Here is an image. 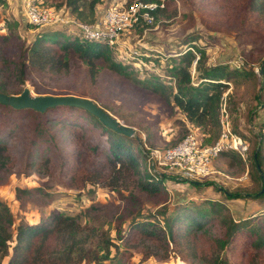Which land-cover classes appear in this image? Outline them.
I'll return each mask as SVG.
<instances>
[{"label":"rangeland","instance_id":"1","mask_svg":"<svg viewBox=\"0 0 264 264\" xmlns=\"http://www.w3.org/2000/svg\"><path fill=\"white\" fill-rule=\"evenodd\" d=\"M39 1L47 7H60L63 15L71 14L69 9L60 4L62 0ZM118 1L101 0L96 6L94 18L87 23L93 24L107 6ZM164 1H160L163 8ZM173 1L175 13L171 17L154 16L153 24H140L123 31L111 46V58L125 67L124 74L111 71L107 62L102 61L97 77L91 82L87 65L75 60V63L70 62L69 69L61 72L45 71L44 76L38 79L39 89L49 95L70 94L93 100L121 123L134 129L135 133L129 137L139 144L146 156L147 148H172L190 131L198 143L205 146V143H211L216 135L221 134V125L214 129V134L208 131L204 133L202 128H196L187 120L175 105L171 94L176 91L173 70L180 62V55L192 49L190 46L193 44L195 49L205 50L206 67L223 63L231 68L241 67L253 71L250 76L230 80L221 103L226 111L223 120L229 123L231 132L248 143L246 158L243 159L234 151L223 152L212 161L211 174L197 180L202 184L197 188L189 183L177 182L175 176L167 171V178L163 181L165 189L154 194L137 187L112 189V186L103 187L98 183L75 187L56 168L58 157H55L49 168L51 174L44 168L32 174L24 171L27 170V154L39 153L32 143L33 139H39L34 138L32 128L38 123L50 125L45 123V115L41 114L43 112H26L15 118L13 128L7 130L9 136H5L10 145L9 154L13 158L6 167H0V201L9 207L16 224L22 219L34 223L53 212L75 216L80 224L93 228L94 235H107L117 244L118 249L111 248L110 259L105 264L111 260L120 264H202L189 256L191 251L186 246L183 248V254H187L185 257L173 251L165 260L154 257L144 259L139 251L125 249L117 238L133 221L150 216L162 220L164 215L171 214L176 203L181 200L191 204L206 200L222 202L226 204L231 217L238 222L251 223L253 226L263 222L260 224V233L264 235V217L252 218L264 206L263 203L251 197L227 200L218 190L223 188L229 192L254 194L262 186L252 167V154L258 145L263 146L264 154V76L260 73V63L264 57V15L249 12L243 4L242 7H233L228 0ZM53 28L65 31V38L77 36L76 28ZM47 29L34 28L25 22L21 0H0V35H9L11 40L3 51L5 57L19 54L21 47H26L39 30ZM195 49L192 50L196 52ZM194 62L189 71L191 82L196 85L199 79ZM6 70L0 80L8 85L9 94L20 93L25 88L33 95L37 94L29 79L24 84H15L12 81L14 77L9 75L11 70ZM54 112V118L67 119L69 115L63 111ZM79 122L87 124L89 121L79 119ZM6 125L0 115V133ZM56 129L59 139L67 143V130L62 127ZM37 143L44 141L37 140ZM80 151L83 154L82 148ZM146 167L145 163L139 164L142 171ZM154 170H150L151 173L158 175L165 169L155 166ZM19 190L24 192L19 194ZM250 202L255 203L248 206ZM219 222L217 217L210 224L219 225ZM241 231L246 236L244 244L249 243L250 238L246 233L248 228ZM194 246L199 251L204 243L196 239ZM225 253L231 264H258L261 258L264 264V248L258 252L257 262H250L247 259L248 252L230 245L226 246Z\"/></svg>","mask_w":264,"mask_h":264},{"label":"trees","instance_id":"2","mask_svg":"<svg viewBox=\"0 0 264 264\" xmlns=\"http://www.w3.org/2000/svg\"><path fill=\"white\" fill-rule=\"evenodd\" d=\"M100 1L62 0L60 4L69 9L71 16L75 15L74 17L81 21L90 22ZM136 1L161 4V0H128V3ZM228 1L234 5L233 7H242L243 4L249 12L264 15V0ZM164 4L165 8L157 7L151 12L156 18L160 15L168 18L175 13L173 0H165ZM140 24L149 25L143 21ZM48 28L39 30L34 39L26 47H21L19 54L12 57H5L3 54L5 47L11 41L10 36L0 35V77L4 71H7L6 69H10L9 75L14 77L12 81L15 84H24L29 79L36 90V95H49L39 89L38 79L42 78L47 70L61 72L63 69H69L70 62L75 63V60L87 65V74L91 82L97 77L99 64L102 61L107 62L108 69L115 73L126 72L124 66L111 58L112 49L108 45L82 41L78 36L65 38V31ZM190 47L195 49L193 44ZM192 49H187L180 55L181 57L179 56L180 65L178 64L173 70L176 91L171 93L172 98L175 105L196 128H202L206 134V131L214 134V129L221 125V103L228 82L238 77L250 76L253 71H246L241 67L231 68L223 63L206 67L204 66L207 58L205 50L196 48L194 52ZM195 60L199 79L196 85L192 84L189 71ZM260 69L264 76V57ZM7 88L8 85L0 80V92L9 94ZM54 111L68 112V118H54ZM26 112H35V110L14 109L0 104V115L7 123L3 128L4 131L0 133V167H6L13 158L9 154L10 145L5 136H9L7 130L13 128L15 118L25 115ZM41 114L45 115V123L50 125L38 123L32 128L34 138H39L32 140L39 153L27 154L25 163L27 170H24L27 174L39 172L41 168L51 174L49 168L55 157H58V161L55 162L56 168L75 187L98 183L103 187L112 186V189L121 186L126 189L137 187L150 194L165 189L163 181L167 178L166 174L156 175L149 171L148 157L142 149L140 150L139 144L129 136L109 129L86 109L56 106ZM79 119L89 122L80 124ZM59 127L67 130V143L59 139L56 129ZM219 136L216 135L211 143L204 145L213 144ZM37 140L44 143H37ZM256 148L252 154V167L262 186L254 194L218 189L224 194L225 199L251 197L264 205L263 146L258 145ZM141 162L145 163L147 170L146 168L145 171L140 170ZM174 179L178 180L177 182L189 183L195 188L202 186L199 181ZM23 192L24 190H19V194ZM206 201L192 204L183 200L178 201L171 214L164 215L162 220L150 216L133 221L124 233L118 234L117 238L125 249L139 251L144 255L142 257L144 259L154 257L165 260L173 251L185 257L187 254H183V248L186 246L191 251L189 256L202 264H231L225 253L226 246L230 245L234 249L248 252L247 259L250 262H257L258 252L264 248V235L260 233V224L263 222L258 223L257 226L238 222L231 217L226 204L223 205L216 200ZM257 216L264 217V206L252 215V218H258ZM217 217L220 219V226L210 224ZM246 227L250 242L244 244L243 240L246 236L241 230ZM92 229L80 224L75 216L57 212L50 213L34 223L22 219L16 224L9 207L0 201V264H105V261L110 259L111 248L118 249V246L107 235H94ZM117 231L119 232V229ZM196 239H201L204 243L199 251L195 250ZM261 260L262 258L258 264H262ZM106 264H120V262L111 260Z\"/></svg>","mask_w":264,"mask_h":264},{"label":"built area","instance_id":"3","mask_svg":"<svg viewBox=\"0 0 264 264\" xmlns=\"http://www.w3.org/2000/svg\"><path fill=\"white\" fill-rule=\"evenodd\" d=\"M21 1L24 20L30 26L38 29L60 26L76 28L80 40L100 42L109 47L114 45L123 31L134 28L141 21L153 24L155 17L151 12L157 7H163V4L158 3H128L127 0H119L107 6L94 23L90 24L74 16L63 15L59 9L44 6L39 0ZM225 113V109L221 107V134L209 146H201L190 131L172 148H147L149 171H155L157 166L165 169L162 173L167 171L175 178L197 181L211 174L212 161L223 152L234 151L245 159L248 143L231 132L229 123L223 120Z\"/></svg>","mask_w":264,"mask_h":264},{"label":"water","instance_id":"4","mask_svg":"<svg viewBox=\"0 0 264 264\" xmlns=\"http://www.w3.org/2000/svg\"><path fill=\"white\" fill-rule=\"evenodd\" d=\"M260 73H262L261 69ZM0 104L7 105L14 109H32L40 113L56 106L80 107L95 115L102 124L117 133L126 136H132L135 133L132 127L121 123L87 97L76 95H33L28 88H25L17 95L0 92ZM262 191L264 192V187Z\"/></svg>","mask_w":264,"mask_h":264},{"label":"crops","instance_id":"5","mask_svg":"<svg viewBox=\"0 0 264 264\" xmlns=\"http://www.w3.org/2000/svg\"><path fill=\"white\" fill-rule=\"evenodd\" d=\"M23 18H24V17H23ZM237 200H238V199H237ZM250 203H251V204H247V205H248V206H250V205L252 206V205H254L255 202H250ZM248 209H249V207H248Z\"/></svg>","mask_w":264,"mask_h":264}]
</instances>
